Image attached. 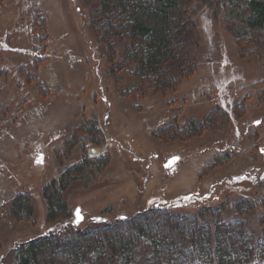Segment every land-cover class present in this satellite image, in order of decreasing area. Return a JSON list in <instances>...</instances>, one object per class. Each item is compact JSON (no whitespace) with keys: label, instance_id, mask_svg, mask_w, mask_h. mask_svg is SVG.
<instances>
[{"label":"rangeland","instance_id":"obj_1","mask_svg":"<svg viewBox=\"0 0 264 264\" xmlns=\"http://www.w3.org/2000/svg\"><path fill=\"white\" fill-rule=\"evenodd\" d=\"M92 5L0 0V264H17L14 248L38 236L130 218L152 207L178 214L217 208L219 221L242 222L259 239L264 47L250 44L240 52L220 12L193 0L196 72L176 91L157 95L135 89L137 78L118 67L124 44L98 39L86 16ZM212 112L225 118L217 115L199 136L158 135L172 125L202 122ZM89 127L95 130L90 138L82 135ZM83 156L105 157L108 165L63 192L69 218L48 221L43 187ZM26 193L32 217L16 221L9 206ZM240 199L254 201V209L237 213L233 203ZM135 254L144 264L148 248L141 245Z\"/></svg>","mask_w":264,"mask_h":264},{"label":"trees","instance_id":"obj_2","mask_svg":"<svg viewBox=\"0 0 264 264\" xmlns=\"http://www.w3.org/2000/svg\"><path fill=\"white\" fill-rule=\"evenodd\" d=\"M85 1L94 3L86 16L89 26L99 34L98 39L104 44L112 39L123 42V58L117 65L130 69L137 78L135 89L165 95L195 74L197 31L189 8L193 0ZM205 1L214 14L220 12L222 20L232 26L240 52L250 44L264 47V0ZM86 30L89 31L87 27ZM107 60L113 67V61ZM3 73L0 71V79ZM35 82L41 88V83ZM217 115L225 118L221 112H212L202 122L190 121L181 129L172 125L160 129L158 135L179 139L199 136L215 124ZM94 128H83L82 135L90 138ZM81 129L78 127L79 132ZM107 165L105 157L83 156L76 165L62 171L56 183L52 180L45 185L42 195L46 219L69 218L63 192L73 182L93 178L95 169ZM262 189L264 192V182ZM255 205L254 201L242 199L233 203L239 214L251 212ZM217 212L212 208L178 214L152 207L130 218L38 236L17 245L12 255L17 264H104L106 256V264H138L135 251L144 245L149 253L144 264H264V233L256 239L246 232L242 222L219 221ZM32 214L29 195H16L9 206V216L27 222Z\"/></svg>","mask_w":264,"mask_h":264},{"label":"snow or ice","instance_id":"obj_3","mask_svg":"<svg viewBox=\"0 0 264 264\" xmlns=\"http://www.w3.org/2000/svg\"><path fill=\"white\" fill-rule=\"evenodd\" d=\"M76 216H77V221L76 222L78 223L80 221V219H82V217L79 214V210H77Z\"/></svg>","mask_w":264,"mask_h":264}]
</instances>
